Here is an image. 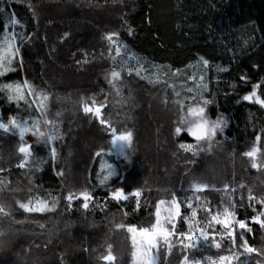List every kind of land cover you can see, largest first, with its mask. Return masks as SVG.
Wrapping results in <instances>:
<instances>
[{"label": "trees", "instance_id": "1", "mask_svg": "<svg viewBox=\"0 0 264 264\" xmlns=\"http://www.w3.org/2000/svg\"><path fill=\"white\" fill-rule=\"evenodd\" d=\"M0 8V41L11 15L20 22L8 24L18 34L20 51L15 70L0 76V87L27 80L48 96L41 117L35 103L9 101L0 91V120L32 117L43 130L47 118L57 129L51 143L26 134L23 142L32 147L22 168L18 134L0 130V207L8 213H0V264H105L101 257L109 245L114 264H132L129 234L115 225L150 227L156 202L173 193L183 215H190L186 197L200 196L193 200L198 224L207 220L208 207L215 212L231 206L246 221L258 214L264 199V108L242 98L257 83L264 96V0H0ZM109 32L126 46L116 69L121 62L133 69L122 72L119 94L106 79L114 66ZM82 97L107 105L103 118L133 133L127 160L111 149L108 129L82 111ZM205 99L206 117L222 118L225 126L193 154L179 147L191 138L174 130L187 108ZM257 134L263 167L252 169L243 153L257 144ZM109 164L114 174L104 180ZM194 178L208 190L193 194ZM117 187L127 200L108 195ZM85 190L94 197L87 209L80 199H65ZM135 190L139 198L131 195ZM36 199L48 200L49 210L19 208ZM249 227L251 232L235 229L233 246L217 226L220 249L201 240L184 250L174 239L169 252L161 243L154 250L157 264H181L185 254L204 264L207 256L225 254H236L233 264H264V228L250 221ZM186 230L181 218L176 231ZM241 234L255 252L239 247Z\"/></svg>", "mask_w": 264, "mask_h": 264}, {"label": "snow or ice", "instance_id": "2", "mask_svg": "<svg viewBox=\"0 0 264 264\" xmlns=\"http://www.w3.org/2000/svg\"><path fill=\"white\" fill-rule=\"evenodd\" d=\"M4 8H0V13H3ZM20 22L15 15H11L8 24L12 26H17ZM8 24L4 25L5 36L3 40L0 41V76H3L9 72L14 71L12 67L13 61L18 55L20 49L17 46L18 34L15 31H8ZM119 34L116 32H109L105 36V39L109 44V54L113 61V68L108 73L106 79L109 85H111L119 94V89L116 88V83L121 79L122 72L127 70L129 74L133 71L131 67L125 69L123 62H121L120 70L115 67V62L117 57H121L123 52L126 51V46L122 45L118 41ZM22 39V37H20ZM114 49L115 55H112ZM205 65L208 64L207 60H204ZM241 79H245L242 77ZM261 84H253L251 90L243 95V101L254 102L261 108H264V96L258 94V89ZM0 91H6L8 93L7 99L9 101H24L29 103V107L33 103L37 105L36 110L40 112L41 117L45 116V112L42 111L46 108L45 101L48 96L43 92H36L33 90V86L25 80L23 83H6L0 87ZM27 97H32L31 102L28 101ZM208 100H204L203 104H198L195 106H189L187 108L186 114L181 115L179 118V125L175 128V133L177 136L187 135L191 138L192 142H182L179 147L187 152H195L199 149V144L204 141H211L216 135L218 130H222L225 126V121L222 118H217L215 120H210L205 115V107L203 105L208 104ZM82 111L86 115H92L96 118L98 123L108 129V135L110 136L111 149L115 150L120 156H123L126 160L129 157V152L133 133L131 131H122L114 127L109 121L103 118V110L107 105L100 104L97 102L95 97H90L88 99L81 98ZM43 130L41 129V120L29 117L28 119H17L14 116H9L7 123L0 120V130L4 132H15L21 141L18 147V152L23 155V160L21 161L19 167H23L24 163L29 159L31 155L32 145L29 143H24L26 134H31L35 136L38 140H43L45 143L53 142L57 137V129L55 122L47 118L43 119ZM257 144H254L250 150L243 153V155L250 159L251 168L257 169L260 165L257 163V155L260 152L259 141L261 135L257 134L255 137ZM104 152L101 148L95 153L97 157H100ZM51 154L53 158L56 155L55 147H52ZM103 168V162L101 163ZM2 171V169H0ZM114 174V169L112 165L107 166V174L104 176V180H107L110 176ZM103 182V181H102ZM225 191L228 189V185H224ZM190 190L193 194L205 192L208 190V185L206 183L200 182L198 179L193 180L190 186ZM115 201H123L128 199V195L125 194L123 188L117 187L114 191L108 194ZM131 195L139 198L141 192L135 190ZM65 199L71 203L76 199L82 200V207L87 209L89 207V201L94 199L89 191H81L78 196L69 192ZM255 197L249 196V200H253ZM193 200L197 202L200 201L199 195H192L186 197V204L184 205L190 210V215L182 214V205L175 193L172 194L170 200L160 199L156 202L154 211V222L151 223L150 227H137L135 225H122L116 224L115 227L126 228L129 234V239L131 241V261L132 264H157V258L154 254V250H158L161 243L167 246L170 252L174 239L179 240L180 247L184 250L195 249L199 241L203 240L205 242L211 241V247L220 249L221 243L216 239L217 236V226L222 231L220 232V237L223 239L225 236L231 239L233 246L236 245L237 235L235 229L238 227L242 232H251L249 227V221L251 223L257 224L264 228V199L259 201L260 211L257 215H253L249 218V221L245 219H240L237 217L236 213L233 211L231 206H223L222 210L213 212V210L208 207L204 211L207 214V220L203 223H197L198 209L193 207ZM52 207H55L53 202ZM19 208L26 212H36L43 213L49 210V202L46 199H36L35 201L29 200L28 202L19 203ZM0 213L8 215L3 207H0ZM183 219L184 224L187 227L186 231L177 232L176 225L180 219ZM241 243L239 247L246 253H253L256 250L252 248L247 240L244 238L243 234L239 237ZM108 252L103 255L101 259L105 264H114L116 257L111 251V245L108 246ZM238 259L236 254H225L218 257L207 256L204 258L208 264H233V261ZM181 264H204L203 260L200 259H189L188 255L185 254L182 258Z\"/></svg>", "mask_w": 264, "mask_h": 264}, {"label": "rangeland", "instance_id": "3", "mask_svg": "<svg viewBox=\"0 0 264 264\" xmlns=\"http://www.w3.org/2000/svg\"><path fill=\"white\" fill-rule=\"evenodd\" d=\"M131 149H132V146L130 147V149L127 150V151L129 152V155L131 154ZM261 154H262V152H259L258 155H257V163H258V165H260L257 169L263 167V165H261V164L259 163ZM119 156H120V155H119ZM122 157H123V156H122ZM250 166H251V165H250Z\"/></svg>", "mask_w": 264, "mask_h": 264}]
</instances>
